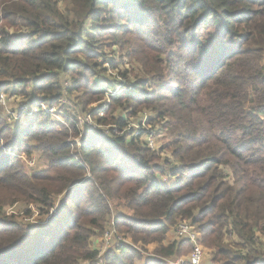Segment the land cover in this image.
<instances>
[{
	"label": "trees",
	"instance_id": "16d2710c",
	"mask_svg": "<svg viewBox=\"0 0 264 264\" xmlns=\"http://www.w3.org/2000/svg\"><path fill=\"white\" fill-rule=\"evenodd\" d=\"M69 1L71 9L62 11L57 0H0V93L9 86L28 99L25 105L41 101L51 107L65 93L81 94L83 107L107 99L110 114L149 113L146 123L157 121L168 134L160 152L172 157L160 158L159 150L149 148L146 130L126 131L122 117L112 121L117 130L103 137L100 130H82L66 107L65 127L41 109L29 120L23 117L17 131L0 118V217L13 197L45 216L57 207L56 197L70 190L49 220L53 241L34 256L16 260L36 236L32 225L2 227L0 218V238L11 237L0 243V261L135 264L144 258L138 247L162 243L178 221H186L214 264H264V0ZM122 36L162 50L149 61L143 51L132 52L128 58L139 57L143 79L109 98L115 86L92 81L107 71L101 59L111 61L102 52L105 39L112 48ZM62 76L73 85L64 87ZM102 113L93 111L92 117L107 125ZM23 134L34 143L24 153L40 150L58 172V186L27 177L11 161L26 143ZM162 176L170 184L161 185ZM116 198L121 204L114 213L109 201ZM67 199L70 209L60 216ZM79 213L84 220L73 219ZM113 214L115 227L137 248L122 244L102 257L92 239L104 230L102 219ZM192 249L185 240L157 253L181 258Z\"/></svg>",
	"mask_w": 264,
	"mask_h": 264
},
{
	"label": "rangeland",
	"instance_id": "374dc122",
	"mask_svg": "<svg viewBox=\"0 0 264 264\" xmlns=\"http://www.w3.org/2000/svg\"><path fill=\"white\" fill-rule=\"evenodd\" d=\"M65 1L66 2H64V0L58 1L59 8L62 11L71 9L70 1L69 0H65ZM123 24L124 26H127L126 23H123ZM104 43H105V46H102L103 48L102 52L105 51L106 52L105 56L111 61L108 62L109 64H107L106 63L107 61H103V58L101 59V62H103V65H105L107 69L105 67L104 68L107 71L106 73H101L97 78L93 79L92 82L94 86H96V84H103V86L105 87V85L107 86L108 84H111L115 86V88L120 89L122 88L121 86L122 84L124 86L125 85L127 86L129 83L134 84L138 82L139 79H143V72H142L143 67L138 62L139 61L138 56L132 59H129L128 56H130V54L134 52L135 50H141L143 51V54H141V56L143 58L148 56V61H149V58L151 56L152 58H154L155 56H158L159 51L162 50L161 46H155L154 48H152V50L142 47L141 45L137 43L136 37L134 36L120 37V41H117V44L119 45H116L115 47H112V48H111V45H113L112 40L106 38ZM112 60H114L115 62L114 64H112ZM61 80L64 83V87L66 88L67 87L69 88L71 85H73L72 84L73 79L70 77L62 76ZM167 85L169 86V84ZM165 87L166 85L164 86V88ZM4 91L5 92H1L0 94H2L5 97L7 106L4 107L0 105V118H3L4 121L8 123L11 127L14 125L15 130H16V127L19 124L21 126L22 124H25V122H23V119H24L23 117L26 118L24 120H29L30 118L34 116V113H37V112L32 113L31 111H29L28 114L22 113L20 115V117L21 116L22 117L19 118L18 113L20 112V109L22 108V106L29 102L28 99L24 98L23 96L14 94L11 90V87L9 86L5 87ZM81 96H82L81 94L74 95V94L65 93V95L60 99L59 105L52 106V107L50 106V104L48 105L41 101L37 103L38 105L40 104L44 105L46 110H43V109L41 110L48 112L54 121H56L57 123H59L61 126H64V127L66 124L64 120V116L67 115L65 113L66 111L64 110V107L68 108V111H70L71 114H74V113L77 114L76 116L78 117V120L80 122L79 127L82 130H85V131H87V129H91V130L93 129V130H98V131L100 130L102 137L109 136L111 134V130H117V127L112 124V121L114 119H118L122 117L123 119H125L126 123L128 124L126 131H130L132 133L134 132L133 134H135V132L137 131H140L141 129L146 130V131L149 130L153 132L152 134L153 137L148 136V140H153L156 147L154 149L150 147L149 148L152 150H159L158 155L160 156V158H171L172 157V153L170 151L160 152V150L163 147H165L168 142V134L166 136V132L160 128L159 123L157 121L156 123H151V125H148L147 123H143L144 121H146L148 118L152 116L151 114L143 112L142 114H139L138 117H132L131 115H129L130 113L124 112L121 109H119L120 111L116 110L115 112L110 114V111L112 110L113 106H111V104L108 102L109 100L107 101V99H105L101 101L100 103H93L91 105L83 107L79 99ZM33 107H35L34 104L29 105V108H33ZM106 108H107V113H105ZM99 109L103 110L104 112L103 117H105L107 125H103V124L98 125L97 118L92 117L93 111H97ZM68 117H71V115L68 114ZM110 120H111V123L109 122ZM116 133L118 134V136L122 135L121 132H116ZM21 137H23L26 140L25 141L26 143L24 144V146L20 148V150H18V152L15 151L17 155L14 152L12 153L14 157H17V159H14V157L11 156V161L13 162V160H16V162H19L20 170L26 173L25 175L27 177H32V176L37 175V176H40L42 181H48L50 182L49 184H56V186H58L57 185L58 182L56 180L58 172L53 171L50 163L47 162V160L43 158L42 152L40 150H32L31 155H27L26 153H24V151L28 147L33 146L34 143H32V141L30 140V137L26 136V134L21 135ZM75 142L79 144L81 143L79 139L75 140ZM99 145H100V148L103 146L102 143H99ZM9 153H11V151ZM120 158L124 159L123 156H120ZM129 161L130 160L128 161L126 160L125 161L126 164L132 163ZM87 177H90V175H88ZM230 181H233L232 178H230ZM158 182L161 185H168L170 184V177L169 176L159 177ZM53 191L58 192L59 189L56 187H53ZM69 191L65 192L64 194L58 195L56 197L57 207L53 208L50 214H47L45 216L39 215V211L36 209L33 203L29 204L27 201L23 200L18 205V203H16L17 199L15 197L11 199L12 201L6 200V202H8L9 204L5 206V210L2 212L4 216L0 217L1 220L4 222V225H2V227H4L6 223L13 224L16 222L17 224H20L21 222H23L24 224L32 225V228L35 230L34 233L36 234L32 243L29 246V249L25 251H19L18 252L19 254L16 256L17 257L16 260H21L22 258H25L27 256H30V255L34 256L33 254L40 253L41 249L45 245H48L51 241H53L54 239L53 236L55 233H53V229L48 227L49 220L52 219L53 213L54 214L57 213L58 211L57 208L60 205L59 204L60 201L62 199L65 200L69 196V195H66L65 197H63L65 194H68ZM83 197L86 198V195H84ZM67 200H68V205L62 209V211L60 212V216H62L63 212H66L67 210L70 209L71 204H70L69 199ZM109 204L114 213L119 211L120 209L119 205L121 204V202L117 198L109 201ZM25 208L27 210H31V213H32L31 216L25 215L26 218L23 215V213H25ZM126 213H129V211H126ZM115 217L116 215L113 214V216L109 215L103 218L102 224L104 226V230L103 229L98 230L97 236H95L92 239V244H91L92 248L94 249L99 248L101 252L103 250V256L107 254L108 250H115L116 248L114 244H111V245L107 244L105 241V237H104V235H106L107 232H110L114 229H115L114 234L119 235L122 238H124L125 240V242H123L124 244H128V245H131L137 248V246L133 244L131 239H127L125 237V233L123 232V229L121 227L119 228L115 227L116 225H114V219H113ZM76 218H81L82 220H84L83 215L80 213L73 217L74 220H76ZM40 226L44 227V229L43 230L38 229V227ZM183 230H185L184 225L181 224L180 221H178L177 226L174 228L172 227V229L167 233L166 239L162 243L154 242L152 244H149L147 247H145L144 250L138 247L139 252L144 258H147V259L166 258V260H168L171 264H187V263L193 264L192 255H191L193 249L192 251L191 250L188 251L186 256H182L186 258H179L178 256L163 257V255L161 254L159 255L157 253L159 249L161 248V246L164 249H168V247L174 244L175 242H182L187 239H191L192 236L195 235L194 232L192 233L191 227L188 228V231L183 232ZM179 232H183V233L179 234ZM10 238L11 237L9 235H2L0 238V243ZM262 240H263L262 249L264 250V239L262 238ZM199 246H201L203 249L201 252V262H206L204 264H214L212 253L206 250L200 242H199ZM184 254L185 252L182 253L181 255H184ZM142 261H143V258H141L140 260H136L135 264H139ZM13 262H14L13 260L8 261L7 259H2L0 261V264H12ZM83 264H90V263L84 262Z\"/></svg>",
	"mask_w": 264,
	"mask_h": 264
},
{
	"label": "built area",
	"instance_id": "2783aa9c",
	"mask_svg": "<svg viewBox=\"0 0 264 264\" xmlns=\"http://www.w3.org/2000/svg\"><path fill=\"white\" fill-rule=\"evenodd\" d=\"M57 1H61V0H57ZM121 86H122V88H120V89L115 88V90H111L109 92V94H108L109 98L114 97V96L120 94L121 92H123L124 91L123 84ZM0 105H2L4 107L7 106L6 99H5V97L2 94H0ZM34 106L35 107H33V108H29V105L22 106V108L20 109V112L18 113V117L20 118V115L23 113L24 110L31 111L32 113L38 112L39 109L46 110V108L42 104L38 105V103H37ZM100 115L103 116V113L100 114ZM146 121H144L143 123H146ZM138 133L139 132H136V135H139ZM152 134H153V132L147 130V132H146V135H147L146 143H147V145L150 148L154 149L156 147L154 141L153 140H148V136L153 137ZM181 224H183L184 228H185V230H183V232L188 231V228L191 227L192 228V230H191L192 233L193 232L195 233V235H193L191 239H187L193 246V251H192V254H191L192 255L193 264H204V262H201V252H202L203 249H202L201 246H199L201 235L198 234V232L189 223L181 222ZM183 232H179V234H182ZM114 233H115V229L110 231V232H107L106 235H104V237H105V241H106L107 244H109V245L114 244L116 246L115 249H117L122 244H124L123 242H125V240L121 236L116 235ZM98 251H99V255L103 256V250L101 252L98 249ZM99 264H102V262H100Z\"/></svg>",
	"mask_w": 264,
	"mask_h": 264
},
{
	"label": "crops",
	"instance_id": "0c3cea01",
	"mask_svg": "<svg viewBox=\"0 0 264 264\" xmlns=\"http://www.w3.org/2000/svg\"><path fill=\"white\" fill-rule=\"evenodd\" d=\"M98 249L99 248H97V250ZM181 258H186V257H181ZM152 263H154V264H171L168 260H166V258H150V259L143 258V261L140 262L139 264H152ZM204 263H206V262H204ZM187 264H189V263H187Z\"/></svg>",
	"mask_w": 264,
	"mask_h": 264
}]
</instances>
